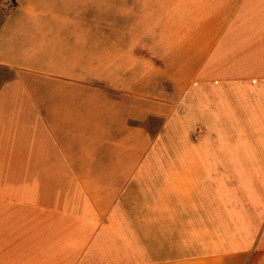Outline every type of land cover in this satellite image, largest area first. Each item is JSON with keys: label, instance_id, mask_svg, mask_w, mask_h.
Instances as JSON below:
<instances>
[{"label": "crops", "instance_id": "crops-1", "mask_svg": "<svg viewBox=\"0 0 264 264\" xmlns=\"http://www.w3.org/2000/svg\"><path fill=\"white\" fill-rule=\"evenodd\" d=\"M0 264H264V0H0Z\"/></svg>", "mask_w": 264, "mask_h": 264}, {"label": "built area", "instance_id": "built-area-1", "mask_svg": "<svg viewBox=\"0 0 264 264\" xmlns=\"http://www.w3.org/2000/svg\"><path fill=\"white\" fill-rule=\"evenodd\" d=\"M7 9H12L14 7V4L12 2H8L6 4Z\"/></svg>", "mask_w": 264, "mask_h": 264}]
</instances>
